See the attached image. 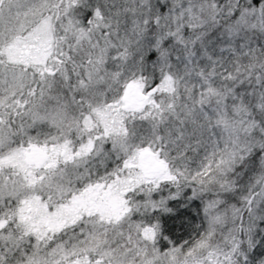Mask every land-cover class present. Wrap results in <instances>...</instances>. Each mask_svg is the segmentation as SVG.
<instances>
[{"label":"snow or ice","instance_id":"snow-or-ice-1","mask_svg":"<svg viewBox=\"0 0 264 264\" xmlns=\"http://www.w3.org/2000/svg\"><path fill=\"white\" fill-rule=\"evenodd\" d=\"M0 264H264V0H0Z\"/></svg>","mask_w":264,"mask_h":264}]
</instances>
